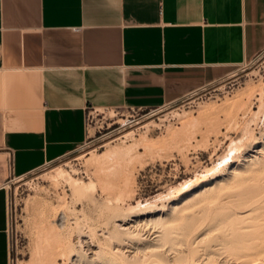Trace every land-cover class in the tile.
<instances>
[{
	"label": "rangeland",
	"instance_id": "374dc122",
	"mask_svg": "<svg viewBox=\"0 0 264 264\" xmlns=\"http://www.w3.org/2000/svg\"><path fill=\"white\" fill-rule=\"evenodd\" d=\"M85 114L84 144L5 184L7 264H264V48L151 110Z\"/></svg>",
	"mask_w": 264,
	"mask_h": 264
},
{
	"label": "crops",
	"instance_id": "0c3cea01",
	"mask_svg": "<svg viewBox=\"0 0 264 264\" xmlns=\"http://www.w3.org/2000/svg\"><path fill=\"white\" fill-rule=\"evenodd\" d=\"M264 48V0H0V264L5 184L72 149L92 106L172 101Z\"/></svg>",
	"mask_w": 264,
	"mask_h": 264
},
{
	"label": "built area",
	"instance_id": "2783aa9c",
	"mask_svg": "<svg viewBox=\"0 0 264 264\" xmlns=\"http://www.w3.org/2000/svg\"><path fill=\"white\" fill-rule=\"evenodd\" d=\"M259 51H260V50H259ZM259 51H257L255 54H257ZM155 107H157V106H152V107H147V108H148L149 110H151V109H153V108H155ZM84 121H85V123H86V114H85ZM96 130H99V129H98V126H97ZM104 133H105V132L100 133L99 135L102 136ZM85 142H86V141H85V138H84L81 142H79V143L76 144L75 146L82 145V144H84ZM75 146H74V147H75ZM74 147H73V148H74ZM70 150H71V149H70ZM70 150H68V151H70ZM68 151H67V152H68ZM67 152H65V153H67ZM65 153H63V154H61V155H59V156H56V157H54V158H52V159L45 160L44 162H42V163L39 164L38 166H36V167H34V168L28 170L27 172H29V171H31V170H34V169H36V168H38V167H40V166L46 165V164H48V163H50V162H52V161H54V160L60 158V157H61L62 155H64ZM25 173H26V172H25ZM25 173H22V174L16 175L15 177L21 176V175H23V174H25ZM13 178H14V177H13Z\"/></svg>",
	"mask_w": 264,
	"mask_h": 264
}]
</instances>
